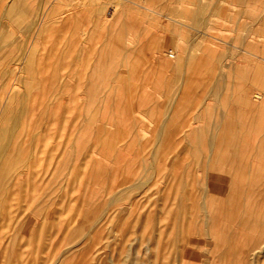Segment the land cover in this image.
Wrapping results in <instances>:
<instances>
[{
  "label": "rangeland",
  "instance_id": "rangeland-1",
  "mask_svg": "<svg viewBox=\"0 0 264 264\" xmlns=\"http://www.w3.org/2000/svg\"><path fill=\"white\" fill-rule=\"evenodd\" d=\"M78 1L0 0V264H264V0Z\"/></svg>",
  "mask_w": 264,
  "mask_h": 264
},
{
  "label": "bare ground",
  "instance_id": "bare-ground-1",
  "mask_svg": "<svg viewBox=\"0 0 264 264\" xmlns=\"http://www.w3.org/2000/svg\"><path fill=\"white\" fill-rule=\"evenodd\" d=\"M125 1H128V0H114V5H113V6H115V10H117L118 7H121ZM218 1H219V0H218ZM243 1H244V0H243ZM252 1H253V0H252ZM197 2H198V1H197ZM197 2H195V3H197ZM129 3H130V2H129ZM208 3H209V2H208ZM232 3H233V2H232ZM232 3H231V4H232ZM108 4H110V1H109V0H91V1H89V0H79L77 5L80 6V9H83V10L85 9L86 6H87V7L90 6L92 9H91V8H90V9L88 8V9L91 10V12H93V13L95 14L96 18H97V19L100 21V23L103 25V24H104V20L106 19V18L104 19V16L106 15V8H107ZM112 4H113V3H112ZM134 4H135V3H134ZM136 4H137V3H136ZM198 4H199V2H198ZM212 4H213V3H212ZM218 4H219V2H218L216 5L218 6ZM132 5H133V4H132ZM138 5H139V4H138ZM201 5H202V4H201ZM206 5H208L207 7H210L209 4H206ZM206 5H205V7H206ZM213 5H214V4H213ZM219 6H220V5H219ZM219 6H218V7H219ZM134 7H135V6H134ZM140 7H141V6H140ZM140 7H139V9H140ZM142 7H143V6H142ZM197 7H198V6H197ZM203 7H204V6H203ZM137 8H138V6H137ZM137 8H136V9H137ZM144 8H145V7H144ZM144 8H142V9H144ZM88 9H87V10H88ZM121 9H122V8H121ZM131 9H132V8H131ZM139 9H138V10H139ZM147 9H148V11L151 10V9L149 10V8H147ZM205 9H206V8H205ZM118 10H119V9H118ZM129 10H130V9H129ZM196 10H197V8H196ZM214 10H215V9H214ZM67 11H68V10H67ZM67 11H66V12H67ZM120 11H121V10H120ZM136 11H137V10H136ZM139 11H140V10H139ZM146 11H147V10H146ZM152 11H153V10H152ZM200 11H201V10H200ZM200 11H199V12H200ZM205 11H206V10H205ZM68 12H69V11H68ZM89 12H90V11H89ZM118 12H119V11H118ZM153 12H154V11H153ZM203 12H204V11H203ZM64 13H65V12H64ZM70 13H71V12H70ZM116 13H117V12H116ZM142 13H143V11H142ZM144 13H145V12H144ZM204 13H205V12H204ZM204 13H203V14H204ZM89 15H90V13H89ZM124 15H125V14H123V16H124ZM161 15L163 16V14H161ZM161 15H160V16H161ZM164 15H165V14H164ZM206 15H208V13H207ZM263 15H264V14H263ZM116 16H117V15H116ZM126 16H127V15H125V17H126ZM204 16H205V15H204ZM2 17H3V16H2ZM45 17H46V16H45ZM93 17H94V16H93ZM199 17H200V16H199ZM232 17H233V16H232ZM261 17H263V19H264V16L261 15ZM170 18H171V17H170ZM200 18H201V17H200ZM91 19H92V18H91ZM107 19H108V18H107ZM114 19H115V18H114ZM168 20H169V16H168ZM174 20H175V19H174ZM174 20H173V22H174ZM209 20H210V19H209ZM260 20H261V18H260ZM260 20H258V21H260ZM93 21H95V19H94ZM105 21H106V20H105ZM123 21H124V20H123ZM146 21H147V20H146ZM171 21H172V20H171ZM207 21H208V20H207ZM254 21H255V19H254ZM111 22H112V21H111ZM124 22H125V21H124ZM255 22H256V21H255ZM255 22H254V24H255ZM3 23H4V22H3ZM96 23H97V22H96ZM200 23H201V22H200ZM202 23H204V22H202ZM239 23H241V22H239ZM258 23H259V22H258ZM35 24H36V23H35ZM35 24H34V25H35ZM37 24H38V23H37ZM165 24H167V23H165ZM205 24H206V23H205ZM205 24H204V25H205ZM241 24L246 25V24H244L243 22H242ZM251 24H253V22H252ZM106 25H107V24H106ZM125 25H126V24H125ZM174 25H175V24H174ZM236 25H237V24H236ZM243 25H242V26H243ZM247 25H248V24H247ZM247 25H246V26H247ZM109 26H110V25H109ZM229 26H230V25H229ZM240 26H241V25H240ZM2 27H5V26H2ZM2 27H1V28H2ZM253 27H254V26H253ZM103 28H104V27H103ZM231 28H232V27H231ZM32 29H33V28H32ZM32 29H31V31H32ZM232 29H233V28H232ZM3 30H4V28H3ZM11 30H12V29H11ZM40 30H41V29H40ZM256 30H257V28H256ZM260 30H261V29H260ZM262 30H263V29H262ZM26 31H27V30H26ZM166 31H167V30H166ZM169 31H170V30H169ZM39 32H40V31H39ZM259 33H260V32H258V34H259ZM261 33H262V31H261ZM5 34H6V33H5ZM171 34H172V33H171ZM237 34H238V33H237ZM237 34H236V35H237ZM7 35H8V34H7ZM9 35L11 36V34H9ZM9 35H8V36H9ZM12 35H13V34H12ZM251 36H252V35H251ZM119 37H120V36H119ZM169 37H170V36H169ZM169 37H168V38H169ZM199 37H200V36H199ZM201 37H203V36H201ZM208 37H209V36H208ZM241 37H242V36H241ZM249 37H250V36H249ZM249 37H248V38H249ZM117 38H118V37H117ZM209 38H210V37H209ZM209 38H208V39H209ZM244 38H245V37H244ZM248 38H247V39H248ZM118 39H119V38H118ZM166 39H167V38H166ZM169 39H170V38H169ZM234 39H235V38H234ZM247 39H246V41H247ZM233 41H234V40H233ZM255 41H256V40H255ZM255 41H254V42H255ZM243 42H244V40H243ZM9 43H11V42H9ZM169 43H170V42H169ZM215 43H216V42H215ZM232 43H233V42H232ZM11 44H12V43H11ZM119 44L121 45L122 43H119ZM125 44H126V43H125ZM125 44H124L123 46H125ZM233 44H234V43H233ZM244 44H245V42H244ZM254 44H255V43H254ZM257 44H258V43H257ZM199 45H200V44H199ZM219 45H220V44H219ZM240 45H241V43H240ZM242 45H243V44H242ZM245 45H246V44H245ZM263 45H264V44H263ZM223 46H224V44H223ZM257 46H258V45H257ZM178 47H179V46H178ZM199 47H200V46H199ZM225 47H226V46H225ZM239 47H240V46H239ZM239 47H238V48H239ZM243 47H245V46H243ZM204 48H205V47H204ZM262 48H263V46H262ZM262 48H261V50H262ZM200 50H201V49H200ZM200 50H199V52H202V51H200ZM231 50H232V49H231ZM243 50H244V48H243ZM196 51H197V50H196ZM227 51H228V48H227ZM107 52H108V51H107ZM126 52H127V50H126ZM126 52H125V53H126ZM224 52H225V51H224ZM242 52H243V51H242ZM215 53H216V52H215ZM226 53H227V52H226ZM226 53H225V54H226ZM251 53H252V52H251ZM199 54H200V53H199ZM205 54H206V53H205ZM221 54H222V53H221ZM252 54H253V53H252ZM252 54H251V55H252ZM254 54H255V53H254ZM254 54H253V55H254ZM196 55H197V54H196ZM226 55H227V54H226ZM230 55H231V54L229 53V56H230ZM261 55H262V54H261ZM182 56H183V55H182ZM155 57H157V56H155ZM185 57H186V56H185ZM227 57H228V56H227ZM193 58H194V57H193ZM193 58H192V59H193ZM198 58H199V55H198ZM123 59H124V58H123ZM157 59H159V58H157ZM177 59H178V58H177ZM216 59H217V57H216ZM258 59H259V58H258ZM260 59H261V58H260ZM260 59H259V60H260ZM151 60H152V59H151ZM154 60H155V59H154ZM184 60H185V59H184ZM184 60H183V61H184ZM99 61H100V60H99ZM102 61H103V60H102ZM122 61H123V60H122ZM158 61H159V60H158ZM175 61H177V60H175ZM216 61H217V60H215L214 62H216ZM261 61H262V60H261ZM178 62H179V61H178ZM217 62H218V61H217ZM159 63H160V61H159ZM218 63L220 64V63H221V60H220V62H218ZM225 63H226V62H225ZM253 63H254V62H253ZM12 64H13V63H12ZM160 64H161V63H160ZM176 64H177V63H176ZM222 64H223V63H222ZM222 64H221V66H223ZM233 64H234V63H233ZM6 65H9V64H6ZM167 65H168V63H167ZM180 65H181V62H180ZM180 65H179V67H180ZM225 65H226V64H225ZM181 66H182V65H181ZM221 66H220V67H221ZM257 66H259V65H257ZM261 66H263V65L261 64ZM6 67H7V66H6ZM213 67H214V66H213ZM234 67H235V66H233V69H234ZM171 68H172V67H171ZM175 68H176V67H175ZM181 68H183V67H180V69H181ZM218 68H219V67H218ZM229 68H230V67H229ZM222 69H223V68H222ZM3 70H4V69H3ZM15 70H16V69H15ZM175 70H176V69H175ZM257 70H258V67H257ZM218 71H219V70H218ZM221 71H222V70H221ZM262 72H263V71H262ZM262 72H261V74H262ZM0 73H1V72H0ZM219 75H220V73H219ZM263 75H264V74H263ZM217 76H218V75H217ZM60 77H61V76H60ZM262 77H263V76H262ZM216 79H217L216 81H218V78H216ZM8 80H9V79H8ZM8 80H7V81H8ZM63 80H64V79H63ZM226 80L228 81V76H227V79H226ZM1 81H2V80H1ZM15 81H16V80H15ZM15 81H14V82H15ZM213 83L216 84L217 82H212V84H213ZM223 83H224V82H223ZM262 83H263V82H262ZM263 84H264V83H263ZM220 85H221V83H220ZM226 85H228V84H226ZM5 86H6V85H5ZM14 87H15V86H14ZM20 87H21V86H20ZM4 88H5V87H4ZM216 88H217V87H216ZM218 88L220 89V87H218ZM243 88H244V87H243ZM263 88H264V87H263ZM214 90H215V89H214ZM231 90H233V89H231ZM247 90H248V89H247ZM14 91H15V89L13 90V92H14ZM212 91H213V90H212ZM261 91H262V90H261ZM6 92H7V91H6ZM15 92H16V91H15ZM216 92H217V91H216ZM216 92H214V93L216 94ZM220 92H221V91H220ZM246 92H247V91H246ZM246 92H245V93H246ZM257 92H258V91H257ZM263 92H264V91H263ZM10 93H11V92H10ZM19 93H20V92H19ZM211 93H212V92H211ZM58 94H59V93H58ZM248 94H249V93H248ZM3 95H4V94H3ZM11 95H13V93H12ZM212 95H213V94H212ZM230 95H231V94H230ZM239 95L242 97L241 94H239ZM23 96H24V95H23ZM214 96L217 97L216 95H214ZM244 96L247 97L246 95H244ZM248 96H249V95H248ZM263 96H264L263 93H262V94H261V93H256V94L254 95V98H255L254 100L259 101L260 99H263ZM24 97H25V96H24ZM241 97H240V98H241ZM20 98H21V97H20ZM61 98H62V97H61ZM242 98H243V97H242ZM252 98H253V97H252ZM252 98H251V99H252ZM22 99H23V98H22ZM243 99H244V98H243ZM231 100H233V99H232V95H231ZM239 100H240V99H239ZM252 100H253V99H252ZM229 101H230V96H229ZM247 101H248V100H247ZM261 101H262V100H261ZM25 102H26V101H25ZM233 102H235V101H233ZM249 102H250V103H249ZM249 102H247V103L250 104V105H252V104L255 105V104H254L255 101H249ZM252 102H254V103H252ZM259 102H260V101H259ZM229 103L231 104V102H229ZM251 103H252V104H251ZM202 105H203V104H202ZM225 105H226V104H225ZM235 105H237V104L235 103ZM260 105H261V104H259V106H260ZM210 106H211V105H210ZM215 106H216V105H215ZM233 106H234V105H233ZM233 106H232V107H233ZM256 106H257V105H256ZM1 107H2V106H1ZM205 107H206V106H205ZM229 107H230V106H229ZM3 108H4V107H3ZM200 108H201V105H200ZM203 108H204V107H203ZM214 108H215V107H214ZM259 108H260V107H259ZM259 108H258V109H259ZM13 109H14V108H12L11 110H13ZM17 109H18V108L16 107L15 110L18 111ZM232 109H233V108H232ZM234 109H235V108H234ZM4 110H5V109H4ZM237 110H238V109H237ZM237 110H236V111H237ZM256 110H257V108H255L254 111H256ZM206 111H207V107H206ZM233 111H235V110H233ZM248 111H249V109H248ZM254 111H253V113H254ZM0 112H1V111H0ZM10 112H11V111H10ZM212 112H213V111H212ZM228 113H229V112H228ZM228 113H227V114H228ZM237 113H238V111H237ZM6 114H7V113H6ZM11 114H12V113H11ZM195 114H197V113H195ZM195 114H194V115H195ZM217 114H218V113H217ZM224 114H225V113H224ZM8 115H9V114H8ZM18 115H19V114H18ZM21 115H22V114H21ZM29 115H30V114H29ZM197 115L199 116L200 114H197ZM206 115H207V114H206ZM13 116H14V115H13ZM229 116H230V115H229ZM235 116H236V115H235ZM235 116H234V117H235ZM1 117H2V116H1ZM5 117H6V116H5ZM7 118H8V116H7ZM7 118H6V119H7ZM23 118H25V117H23ZM199 118H200V117H199ZM219 118H220V117H219ZM221 118H222V117H221ZM231 118L233 119L232 116H231ZM254 118H255V117H254ZM229 119H230V118H229ZM7 120H8V119H7ZM16 120H17V119H16ZM11 121H12V119H11ZM11 121H9V122H11ZM14 121H15V120H14ZM17 121H18V120H17ZM215 121H216V120H215ZM220 121H221V119H220ZM236 121H237V120H236ZM246 121H247V120H246ZM255 121H256V120H255ZM3 122H4V121H3ZM3 122H2V125L4 124ZM6 122H7V121H6ZM207 122H208V121H207ZM222 122H223V121H222ZM230 122H231V120H230ZM249 122H250V121H249ZM0 123H1V120H0ZM210 123L213 124L212 122H210ZM223 123H224V122H223ZM235 123H236V122H235ZM237 123L239 124V121H238ZM19 124H20V123H19ZM21 124H22V123H21ZM48 124H49V123H48ZM211 124H209V125H211ZM233 124H234V123H233ZM7 125H8V124H7ZM10 125H11V124H10ZM220 125H221V123H220ZM223 125H224V124H223ZM235 125H236V124H235ZM241 125H242V124H241ZM8 126H9V125H8ZM206 126H208V123H206ZM248 126H249V125H248ZM1 127H2V126H1ZM1 127H0V128H1ZM6 127H7V126H6ZM6 127H5V128H6ZM214 127H215V126H214ZM216 127H218V124L216 125ZM233 127H234V126H233ZM236 127H237V126H236ZM236 127H235V128H236ZM205 128H206V127H205ZM221 128H222V126H221ZM235 128H234V129H235ZM247 128H248V127H247ZM19 129H20V128H19ZM214 129H215V128H214ZM225 129H226V128H225ZM225 129H224V130H225ZM255 129H256V128H255ZM194 130H195V129H194ZM205 130H206V129H205ZM216 130H217V129H216ZM18 131H19V130H18ZM192 131H193V130H192ZM199 132H200V131H199ZM202 132H203V130H202ZM202 132H201V133H202ZM18 133H19V132H18ZM217 133H218V132H217ZM219 133H220V130H219ZM219 133H218V134H219ZM224 133H225V132H224ZM227 133H228V132H227ZM13 134H14V133H13ZM205 134H206V133H205ZM218 134H217V135H218ZM202 135H204V133H203ZM215 135H216V134H215ZM217 135H216V137H217ZM230 135H231V134H230ZM13 136H14V135H13ZM199 136H201V134H200ZM218 136H219V135H218ZM222 136H223V135H222ZM203 137H204V136H203ZM263 137H264V135L262 136V138H263ZM2 138H4V137H2ZM14 138H15V137H14ZM187 138H188V137H187ZM187 138L185 139L186 141L189 140V139H187ZM219 138H220V137H219ZM225 138H226V137H225ZM0 139H1V137H0ZM6 139H7V138H6ZM32 139H33V138H32ZM199 139H201V138L199 137ZM208 139H209V138H208ZM33 140H34V139H33ZM203 140H204V139H203ZM216 140H217V139H216ZM31 141H32V140H31ZM197 141H199V140H198V135H197ZM225 141H226V140H225ZM19 142H20V141H19ZM188 142H189V141H188ZM200 142H202V141L200 140L199 143H200ZM1 143H2V142H1ZM31 143H32V142H31ZM31 143H30V144H31ZM231 143H232V142H231ZM258 143H259V142H258ZM200 144H201V143H200ZM20 145H21V144H20ZM201 145H202V144H201ZM216 145H217V143L215 144V146H216ZM218 145H219V144H218ZM230 145H231V144H230ZM11 146H12V145H11ZM23 146H24V145H23ZM23 146H21V147H23ZM225 146H226V145H225ZM236 146H237V145H236ZM250 146H251V145H250ZM190 147L193 148V147H195V146L192 145V146H190ZM190 147H189V148H190ZM223 147H224V146H223ZM223 147L221 148V149H222V150H221V153L223 152V149L225 148V147H224V148H223ZM9 148H10V147H9ZM189 148H188V149H189ZM11 149H12V147H11ZM182 149H183V148H182ZM190 149H191V148H190ZM216 149H217V148H216ZM230 149H231V148H230ZM230 149H229V150H230ZM234 149H235V148H234ZM239 149H240V148H239ZM15 150H16V149H15ZM20 150H21V148H20ZM194 150H195V149H194ZM197 150H198V149H197ZM217 150H218V149H217ZM246 150H247V149H246ZM234 151H235V150H234ZM239 151H240V150H239ZM15 152H16V151H15ZM96 152H97V151H96ZM199 152H200V151H199ZM256 152H257V149H256ZM9 153H10V151L8 150V154H9ZM187 153H189V152H187ZM210 153H211V152H210ZM231 153H232V152H231ZM236 153H237V152H236ZM14 154H15V153H14ZM203 154H204V153H203ZM213 154H214V153H213ZM215 154H216V153H215ZM238 154H239V153H238ZM257 154H258V153H257ZM254 155H255V154H254ZM88 156H89V155H88ZM193 156H194V155H193ZM195 156H196V155H195ZM208 156H209V155H208ZM220 156H221V154L219 153V158H220ZM3 157H4V156H3ZM8 157H9V156H8ZM8 157H6V158H8ZM202 157H205V155H203ZM216 157H217V156H216ZM237 157H238V156H237ZM194 158H195V157H194ZM209 158H210V157H209ZM209 158H208V159H209ZM219 158H218V159H219ZM229 158H230V157H229ZM253 158H254V157H253ZM11 159H12V158H11ZM197 159H198V158H197ZM201 159H202V158H201ZM212 159H213V158H212ZM4 160H5V159H4ZM9 160H10V159H9ZM209 160H210V159H209ZM7 161H8V160H7ZM94 161H95V160H94ZM200 161H201V160H200ZM4 162H6V161H4ZM19 162H20V161H19ZM197 162H198V161H197ZM202 162H203V161H202ZM202 162L200 163V165L202 164ZM204 162H205V161H204ZM210 162H211V161H210ZM212 162H213V160H212ZM212 162H211V163H212ZM228 162H230V160H229ZM238 162H239V161H238ZM248 162H249V161H248ZM2 163H3V160H2V157H0V165H2ZM12 163H13V162H12ZM96 163H97V161H96ZM251 163H252V162H251ZM251 163H249V164H251ZM5 164H6V163H5ZM196 164H197V163H196ZM229 164H230V163H229ZM16 165H17V164H16ZM16 165H15V167H17ZM202 165H204V164H202ZM202 165H201V166H202ZM207 165L209 166V165H212V164L209 163V164H207ZM251 165H252V164H251ZM151 166H152V164H151ZM15 167H14V168H15ZM152 167H153V166H152ZM209 167H210V166H209ZM209 167H208V168H209ZM213 167H214V166H213ZM243 167H244V164H243ZM251 167H252V166H251ZM7 168H8V166H7ZM185 168H186V167H185ZM201 168H204V167H201ZM215 168H216V166H215ZM217 168H218V166H217ZM3 169H5V168L3 167ZM15 169H16V168H15ZM15 169H14V171H15ZM251 169H252V168H251ZM146 170H147V169H146ZM148 170H149V169H148ZM148 170H147V171H148ZM242 170H243V168H242ZM149 171H150V170H149ZM186 171H187V170H186ZM194 171H195V170H194ZM198 171H199V170H198ZM216 171H217V170H216ZM251 171H252V170H251ZM1 172H2V171H1ZM17 172H18V171H16V174H17ZM226 172H227V171H226ZM147 173H148V172H147ZM147 173H146V174H147ZM184 173H185V172H184ZM196 173H197V172H196ZM207 173H208V172H207ZM1 174H2V176H1ZM1 174H0V177L2 178V177L4 176V172L1 173ZM21 174H22V173H21ZM197 174H198V173H197ZM249 174H250V172H249ZM30 175H31V174H30ZM184 175L186 176V173H185ZM195 175H196V174H195ZM196 176H197V175H196ZM206 176H207V174H206ZM13 177H16V176H13ZM13 177H12V178H13ZM197 177H198V176H197ZM144 178H145V177H144ZM146 178H147V177H146ZM207 178L210 179L209 174H208V177H207ZM3 179H4V178H3ZM16 179H17V177H16ZM16 179H15V181H16ZM232 179H233V177H232ZM10 180H11V179H10ZM12 180H13V179H12ZM12 180H11V181H12ZM17 180H18V179H17ZM185 180H186V179H185ZM207 180H208V179H207ZM4 181L6 182V179H5ZM198 181H199V180H198ZM203 181H204V180H203ZM1 182H2V180H1ZM1 182H0V183H1ZM12 182H13V181H12ZM189 182H190V181H189ZM208 182H209V181H208ZM208 182H206V183H208ZM3 184H6V183H3ZM3 184L0 185V203H2L1 201H3V196H4V195H3V194H4V193H3V192H4V185H3ZM14 184H15V183H14ZM66 184H67V183H66ZM138 184H139V183H138ZM187 184H188V183H187ZM204 184H205V183H204ZM17 185H18V183H17ZM135 185L138 186L137 184H135ZM180 185H181V184H180ZM207 185H208V184H207ZM207 185H206V186H207ZM5 186H6V185H5ZM13 186H14V185H13ZM13 186H12V188H13ZM132 186H133V185H132ZM132 186H131V187H132ZM140 186H142V185H140ZM188 186H189V185H188ZM190 186H191V184H190ZM197 186L199 187V184H197ZM208 186H209V185H208ZM9 187H10V186H9ZM133 187H134V186H133ZM182 187H183V186H182ZM12 188H10L9 191H11ZM136 188H137V187H136ZM138 188H139V187H138ZM185 188H187V187H185ZM201 188H202V186H201ZM204 188H205V187H204ZM204 188H203V189H204ZM207 188H208V187H207ZM258 188H259V187H258ZM220 189H221V187H220ZM223 189H224V188H223ZM247 189H248V187H247ZM247 189H246L245 192H247ZM208 190H209V189H208ZM208 190H206V191H208ZM9 191H8V192H9ZM131 191H132V190H131ZM204 191H205V190H204ZM204 191L202 190V194H203ZM206 191H205V193H206ZM221 191H222V190H221ZM221 191H220V192H221ZM223 191H224V190H223ZM5 192H6V191H5ZM8 192H7L6 194H9ZM12 192H14V191L12 190ZM198 192H199V189H198ZM200 192H201V191H200ZM183 193H184V192H183ZM117 194H118V193H117ZM187 194H188V193L186 192L185 197H186ZM219 194H221V193H219ZM224 194H225V193H224ZM228 194H230V192H229ZM180 195H181V194H180ZM189 195H190V194H188V196H189ZM199 195H200V194H199ZM199 195H197V196H199ZM221 195H222V194H221ZM9 196H10V195H9ZM117 196H119V195H116L115 198H116ZM128 196H129V195H128ZM191 196H192V195H191ZM204 196L206 197V195H204ZM207 196H208V195H207ZM223 196H224V195H223ZM227 196H228V195H227ZM181 197H182V196H181ZM228 197H229V196H228ZM245 197H246V195H245ZM115 198H114V200H115ZM188 198H189V197H188ZM193 198H194V195H193ZM186 199H187V197H186ZM197 199H198V198H197ZM201 199H202V197H201ZM238 199H239V197H238ZM262 199H263V198H262ZM262 199H261V200H262ZM112 200H113V198H112ZM114 200H113V201H114ZM177 200H178V198H177ZM189 200H190V198H189ZM191 200H192V199H191ZM228 200L231 201L230 199H227V201H228ZM245 200H246V199H245ZM245 200H244V201H245ZM98 201H99V200H98ZM115 201H117V200H115ZM179 201L181 202V200H179ZM192 201H193V200H192ZM192 201H191V202H192ZM237 201H238V200H237ZM3 202H4V201H3ZM189 202H190V201H189ZM191 202H190V203H191ZM201 202H202V201H201ZM201 202H200V203H201ZM177 203H178V202H177ZM182 203H183V201H182ZM206 203H207V202H206ZM244 203H245V202H244ZM98 204H100V203H98ZM183 204H184V203H183ZM192 204H193V203H192ZM196 204L198 205L197 208L199 209V203H198V200H197ZM227 204H228V203H227ZM1 205H2V204H1ZM108 205H109V204H108ZM108 205H107V207H108ZM244 205H246V204H244ZM97 206H98V205H97ZM97 206H96V207H97ZM104 206H105V205H104ZM125 206H126V205H125ZM184 206H185V204H184ZM0 207H1V206H0ZM205 207H206V205H205ZM244 207H245V206H244ZM206 208H207V207H206ZM2 209H3V208H2ZM108 209H110V208H108ZM106 210H107V209H106ZM110 210H111V209H110ZM107 211H108V210H107ZM107 211H105V212H107ZM102 212H103V211H101V213H102ZM109 212H110V211H109ZM111 212H113V211H111ZM111 212H110V213H111ZM244 212H245V210H244ZM244 212H243V213H244ZM255 212H256V211H255ZM207 213H208V212H207ZM111 214H112V213H111ZM201 214H202V211H201ZM108 215H109V214H108ZM163 215H164V214H163ZM190 215H191V214H190ZM242 215L244 216V214H242ZM242 215H240V217H243ZM103 216H104V218H107V217H105V214H103ZM103 216L101 215V217H103ZM110 216H111V215H110ZM198 216H199V214H198ZM209 216H210V215H209ZM248 216H249V215H248ZM111 217H112V216H111ZM184 217H185V215H184ZM196 217H197V216H196ZM210 217H211V216H210ZM253 217H255V216H253ZM108 218H109V216H108ZM108 218H107V219H108ZM95 219H96V218H95ZM102 219H103V218H102ZM136 219H137V218H136ZM200 219H201V218H200ZM206 219H207V218H206ZM206 219H203V220L206 221ZM247 219H248V218H247ZM249 219H250V218H249ZM105 220H106V219H105ZM241 220H242V219H241ZM244 220H245V219H244ZM261 220H262V219H261ZM90 221H91V220H90ZM136 221H137V220H136ZM191 221H192V220H191ZM197 221H198V219H197ZM197 221H196V224L198 223ZM211 221H212V220H211ZM224 221H225V220H224ZM238 221H239V220H238ZM247 221H248V220H247ZM250 221H251V220H250ZM252 221H253V220H252ZM262 221H263V220H262ZM94 222H95V220H94ZM94 222H93V220H92V227L96 229V228H97V227H96L97 224H95ZM98 222H99V221H98ZM193 222H194V221H193ZM207 222H208V221H207ZM239 222H241V221H239ZM96 223H97V221H96ZM194 223H195V222H194ZM243 223H245V222H243ZM250 223H251V222H250ZM252 223H253V222H252ZM93 224H94V225H93ZM99 224H100V223H99ZM102 224H103V223H102ZM102 224H101V225H102ZM152 224H153V223H152ZM198 224H199V223H198ZM205 224H207V223L205 222ZM205 224H204V225H205ZM172 225H173V223H172ZM180 225H181V227L183 226V224H180ZM199 225H200V224H199ZM207 225H208V224H207ZM239 225H240V224H239ZM239 225H238V227H239ZM261 225H262V224H261ZM159 226H160V225H159ZM176 226H177V225H176ZM185 226H186V225L183 226L184 229L182 228L184 231H185ZM196 226H197V225H196ZM196 226H195V227H196ZM251 226H252V225H251ZM92 227H91V229H92ZM204 227H205V226H204ZM206 227L209 228L210 226H206ZM223 227H224V226H223ZM223 227H222V228H223ZM249 227H250V226H249ZM171 228H172V227H171ZM198 228H199V227H198ZM198 228H197V230H198ZM208 228H207V230L210 229V228H209V229H208ZM95 229H94V230H95ZM152 229H153V228H152ZM186 229H187V228H186ZM202 229H203V228H202ZM94 230H92V231H94ZM162 231H163V230H162ZM187 231H188V230H187ZM204 231H205V230H204ZM233 231H234V230H233ZM87 232H88V231H87ZM152 232H153V230H152ZM236 232H237V231H236ZM159 233H160V232H159ZM164 233H165V232H164ZM185 233H186V232H185ZM187 233H188V232H187ZM85 234H86V233H84V234H82V235H85ZM161 234H162V233H161ZM200 234H201V233H200ZM204 234H205V233H204ZM230 234H232V233H230ZM238 234H239V233H238ZM245 234H246V233H245ZM187 235H188V234H187ZM187 235H185V236L187 237ZM197 235H198V232H197ZM228 235H229V233H228ZM235 235H237V233H235ZM235 235H234V236H235ZM249 235H250V233H249ZM85 236H86V235H85ZM182 236H184V235L182 234ZM191 236H192V235H191ZM230 236H231V235H230ZM230 236H229V237H230ZM161 237H162V236H161ZM175 237H176V236H175ZM186 237H183V238L187 239L188 237H187V238H186ZM227 237H228V236H227ZM238 237H239V236H238ZM245 237H246V236H245ZM82 238H83V236H82ZM192 238H194V237H192ZM200 238H201V237H200ZM200 238H199V239H200ZM206 238H207V237H206ZM209 238H211V237H210V230H209ZM249 238H250V237H249ZM257 238H258V237H257ZM161 239H162V238H161ZM165 239H166V238H165ZM197 239H198V238H197ZM199 239H198V240H199ZM228 239H229V238H228ZM228 239H227V241H228ZM230 239H232V238L230 237ZM187 240H190V239L188 238ZM233 240H234V239H233ZM210 241H211V239H210ZM234 241H235V240H234ZM236 241H237V240H236ZM236 241H235V242H236ZM165 242H166V241H165ZM181 242H182V241H181ZM211 242H212V241H211ZM173 243H175V242H173ZM173 243H172V247L174 246ZM177 243H178V242H177ZM185 243H187V242H185ZM198 243H199V242H198ZM227 243H228V242H227ZM232 243H233V242H232ZM254 243H255V242H254ZM2 244H3V243H2ZM233 244H234V243H233ZM152 245H153V244H152ZM156 245H157V247H156V252L158 253V251H157V250L159 249V247H158V246H159V245H158V241H157V244H156ZM210 245H211L210 243H207V244H206V247H207V246H210ZM226 245H229V246H230L229 243L226 244ZM231 245H232V244H231ZM235 245H236V243H235ZM164 246H165V245H164ZM166 246H167V245H166ZM186 246H187V245H186ZM221 246H222V245H221ZM263 246H264V245H263ZM263 246H262V247H263ZM150 247H151V246H150ZM154 247H155V246H154ZM172 247H171V249H172ZM198 247H199V246H198ZM210 247H211V246H210ZM212 247H213V246H212ZM225 247H227V246H225ZM234 247H236V246H234ZM234 247H233V248H234ZM157 248H158V249H157ZM165 248H166V247H165ZM183 248H185V247H183ZM208 248H209V247H207V249H208ZM227 248H229V247H227ZM251 248H252V247H251ZM263 248H264V247H263ZM153 249H154V248H153ZM186 249H187V248H186ZM209 249H210V248H209ZM224 249H225V248H224ZM164 250H165V249H164ZM169 250H170V249H169V246H168V252L166 251V253L169 254V252H170V255H171L172 252L169 251ZM181 250H182V247H181ZM222 250H223V249H222ZM225 250H226V249H225ZM258 250H259V249H258ZM183 251H184V250H183ZM204 251H206V250H204ZM230 251H231V249H230ZM250 251H251V250H250ZM260 251H261V249H260ZM156 252H155V253H156ZM163 252H165V251H163ZM180 252H182V251H180ZM233 252H234V251H233ZM236 252H238V251H236ZM251 252H252V251H251ZM251 252H250V254L252 255ZM257 252H258V251H257ZM155 253H154L153 255L156 257V254H155ZM206 253H207V252H206ZM227 253H228V252H227ZM159 254H160V253H159ZM164 254H165V253H164ZM164 254H163V257H164ZM232 254H233V253H232ZM153 255H151V256L153 257ZM166 255H167V254H166ZM181 255H182V253H181ZM226 255H227V254H226ZM254 255H256V254H254ZM218 256H220V254H219ZM221 256H222V255H221ZM232 256H233V255H232ZM236 256H237V255H236ZM152 257H151V259L153 260ZM157 257H158V256H157ZM157 257H156V259L154 258L156 263H157V261L159 260V259H157ZM175 257H176V255H175ZM177 257H178V256H177ZM181 257H182V256H181ZM184 257H185V256H184ZM189 257H191V256H189ZM189 257H188V258H189ZM227 257H229V255H228ZM250 257H252V256H250ZM263 257H264V256H263ZM159 258H160V256H159ZM164 258H165V257H164ZM168 258H169V256H168ZM235 258H236V257H235ZM245 258H246V257H245ZM253 258H254V257H253ZM256 258H257V257H256ZM256 258H254V259H256ZM169 259H170V258H169ZM175 259H176V258H175ZM249 259L252 260L251 258H249ZM190 260H191V258H190ZM203 260H204V259H203ZM206 260H208V259L206 258ZM220 260H222V259H220ZM223 260H224V259H223ZM239 260H241V259H239ZM263 260H264V259H263ZM164 261H165V260H164ZM174 261H176V260H174ZM180 261H182V260L180 259ZM180 261H179V262H180ZM204 261H205V260H204ZM208 261H209V260H208ZM237 261H238V259H237ZM255 261H256V260H255ZM0 262H1V261H0ZM151 262H152V261H151ZM166 262H167V261H166ZM232 262H233V261H232ZM174 263H175V262H173V264H174ZM244 263H245V262H244ZM255 263H256V262H255ZM162 264H166V263H162ZM175 264H176V263H175ZM178 264H179V263H178Z\"/></svg>",
  "mask_w": 264,
  "mask_h": 264
},
{
  "label": "crops",
  "instance_id": "crops-1",
  "mask_svg": "<svg viewBox=\"0 0 264 264\" xmlns=\"http://www.w3.org/2000/svg\"><path fill=\"white\" fill-rule=\"evenodd\" d=\"M256 9H257V6H256ZM257 10H258V9H257ZM261 12H262L261 15L263 16V11L261 10ZM258 14H259V11H258ZM258 18H259V16H258ZM262 19H263V17H262ZM262 19H261V20H262Z\"/></svg>",
  "mask_w": 264,
  "mask_h": 264
},
{
  "label": "built area",
  "instance_id": "built-area-1",
  "mask_svg": "<svg viewBox=\"0 0 264 264\" xmlns=\"http://www.w3.org/2000/svg\"><path fill=\"white\" fill-rule=\"evenodd\" d=\"M170 57H174V55H173V54H171V55H170Z\"/></svg>",
  "mask_w": 264,
  "mask_h": 264
}]
</instances>
